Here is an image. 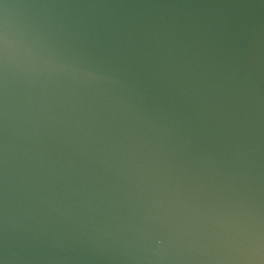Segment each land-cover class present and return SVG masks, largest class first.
Instances as JSON below:
<instances>
[{"label":"water","instance_id":"water-1","mask_svg":"<svg viewBox=\"0 0 264 264\" xmlns=\"http://www.w3.org/2000/svg\"><path fill=\"white\" fill-rule=\"evenodd\" d=\"M0 264H264V0H0Z\"/></svg>","mask_w":264,"mask_h":264}]
</instances>
